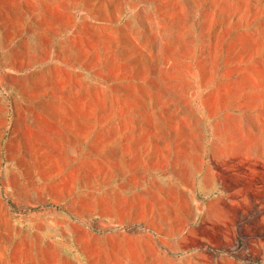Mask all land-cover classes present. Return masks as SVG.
Here are the masks:
<instances>
[{
  "label": "rangeland",
  "instance_id": "374dc122",
  "mask_svg": "<svg viewBox=\"0 0 264 264\" xmlns=\"http://www.w3.org/2000/svg\"><path fill=\"white\" fill-rule=\"evenodd\" d=\"M0 264H264V0H0Z\"/></svg>",
  "mask_w": 264,
  "mask_h": 264
},
{
  "label": "bare ground",
  "instance_id": "6f19581e",
  "mask_svg": "<svg viewBox=\"0 0 264 264\" xmlns=\"http://www.w3.org/2000/svg\"><path fill=\"white\" fill-rule=\"evenodd\" d=\"M215 180V179H214Z\"/></svg>",
  "mask_w": 264,
  "mask_h": 264
}]
</instances>
